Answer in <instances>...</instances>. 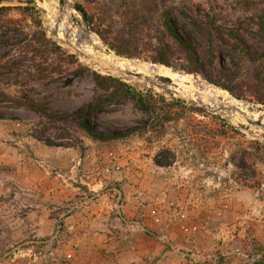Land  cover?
<instances>
[{"label": "rangeland", "instance_id": "374dc122", "mask_svg": "<svg viewBox=\"0 0 264 264\" xmlns=\"http://www.w3.org/2000/svg\"><path fill=\"white\" fill-rule=\"evenodd\" d=\"M70 1L112 44L122 29L137 40L130 49L135 55L125 57L89 27L96 54L157 64L150 58L162 40L169 65H161L189 75L202 89L225 90L251 113L264 112V85L254 79L256 66L264 70L256 26L264 0ZM56 4L0 3L9 6L0 14V264H227L221 254L264 262V128L227 108L210 109L98 67L66 45L67 34L60 37L64 42L54 37L52 26L63 19L57 22ZM29 5L34 9L22 8ZM153 5L158 11L135 16L134 8ZM69 10L63 20L81 34L76 41L82 38V45L87 32ZM189 14L203 22L214 18L219 30L212 42ZM162 16L195 41L201 72H186L192 62L165 32ZM42 33L62 50L46 45ZM245 45L258 56L247 54ZM96 73L163 97L156 98V113L145 114L116 81L98 86ZM25 100L61 114L90 102L84 117L95 129L139 128L100 141L74 122L41 116ZM167 112L175 118L164 121Z\"/></svg>", "mask_w": 264, "mask_h": 264}, {"label": "trees", "instance_id": "16d2710c", "mask_svg": "<svg viewBox=\"0 0 264 264\" xmlns=\"http://www.w3.org/2000/svg\"><path fill=\"white\" fill-rule=\"evenodd\" d=\"M1 3V0H0ZM81 6L80 4H78ZM146 6V5H145ZM9 6H0V14L4 12ZM23 9H34L33 6H24L22 7ZM135 10V16L137 17V13H140L144 10L145 15H150L149 13L158 11L157 5L150 6L149 8H146L144 6H141L140 8H134ZM89 19V27L92 31L97 33L100 38L106 41V43L109 45V47L116 52L119 55L125 56V57H133L135 54L130 50L132 47L136 46V41L135 39L131 38L129 33L122 29L121 33L122 35L117 36V42L116 44H112L111 42L107 41L106 38L103 36L101 33V30L98 28L94 27L90 23V16H88ZM144 19L147 18L146 16H141ZM150 17V16H149ZM163 21H162V26L165 29V32L168 34L170 39L179 47L185 50L186 52V58L192 62L193 67L192 68H187L185 69L186 72H201V65L198 62L197 58L195 57L194 54V43L195 41L189 37L187 34H180L177 29L175 28L173 22L166 16H162ZM189 17L192 20L193 26L198 29V31L203 32L204 34L207 35V38L210 40V42L213 41V35L218 32V27L216 23L214 22V18L211 16L208 21L203 22L201 19L198 17L189 14ZM129 26H131V23H127ZM256 26H257V32L259 33L260 37L264 41V13L258 15L257 21H256ZM43 34V33H42ZM234 38L235 36L232 35ZM43 41L45 42L46 45H48L51 49L55 51H61L62 48L60 45H58L55 41H53L50 38H47L45 34H43ZM161 41L157 42L156 45H154L153 50L154 54L151 56V61L164 64V65H169L168 62V57L166 55V45L164 43H161ZM245 48L247 50V54L251 56H258L253 53H249V48L245 45ZM234 51V47L232 48L231 52ZM73 56V54H71ZM77 61V58H74ZM258 66L255 67V75L254 79L259 82L260 84L264 85V76L261 74L264 73V70L260 72ZM96 79V83L100 87H108V83L110 81H116L119 86L124 90V93L130 95L136 102L137 106L143 110V112L147 115H152L156 113V101L157 97L163 99V97L155 95L152 93L151 90H146L145 92L137 91L134 89H131L130 85L127 84L126 82L119 81L111 76L108 75H103L96 73L94 75ZM167 79V78H166ZM213 84L216 86H220L224 89L229 90L230 92H233L232 89L227 86L226 84H223L219 81L216 80H211ZM112 100V99H111ZM25 105H27L30 109L36 111L38 114H40L43 117H46L47 119L53 121V122H63V123H69V122H74L78 127H80L84 132H86L92 139L100 140V141H108V140H113V139H119L126 137L133 132H135L139 126H131L126 129H118V130H97L95 129L90 123L87 122L86 118L84 117L85 115L88 114L87 108L90 106V102L86 103L77 109H74L70 113L67 114H61L58 112H53L50 111L47 107L43 106L42 104L38 103L37 101L34 100H25L23 101ZM174 103H179V104H185V101L180 98H176L174 100ZM259 103H262L264 105V99H259ZM0 117L2 115L0 114ZM175 118V116H172L169 112L166 114H162V119L164 121H171ZM47 144H54V142H51L50 140H45ZM166 163V162H164ZM257 264V263H256Z\"/></svg>", "mask_w": 264, "mask_h": 264}, {"label": "bare ground", "instance_id": "6f19581e", "mask_svg": "<svg viewBox=\"0 0 264 264\" xmlns=\"http://www.w3.org/2000/svg\"><path fill=\"white\" fill-rule=\"evenodd\" d=\"M41 4V3H40ZM39 4V6H40ZM42 5V4H41ZM44 9V8H43ZM68 12H72V9ZM70 15V14H69ZM64 19V17H63ZM61 20L57 24V28L52 26V31L56 30V35L59 37H63V34H67L69 43L66 44L68 47L72 48L75 46L76 36L80 37L81 34L79 32L74 31L71 29L70 22L68 20ZM70 19V18H69ZM85 41L82 42V45L79 48L86 50L87 52L93 54L96 58L93 62L103 68H107L113 72L124 74L130 77H135L126 73L120 72V70L129 71V72H136L143 76H149L152 78V84L156 85L162 90L170 91L176 90L179 94H184L187 98H191L193 100H199L202 102L206 107L210 109H225L233 111V114H237V110L233 108H238L244 112H246L250 117L256 119L258 116L261 118V122L264 123V112L257 114L251 113L247 107L240 102L225 90L220 89H210L205 90L197 86L196 82L193 83L190 79L189 75L181 74L176 71H172L170 68L161 65V64H153L151 62H145L139 59H127L123 57H119L114 53H95L93 51L94 46L97 44L95 39L92 37L91 33L88 32L83 35ZM156 76H166L171 79V82L168 84H164L159 80L155 79ZM137 78V77H136ZM140 77L139 79H141ZM138 79V78H137ZM187 88V89H186ZM188 88H190L188 90ZM192 89V90H191ZM198 93V95H197ZM198 101V102H199ZM264 110V109H263Z\"/></svg>", "mask_w": 264, "mask_h": 264}, {"label": "water", "instance_id": "95a60500", "mask_svg": "<svg viewBox=\"0 0 264 264\" xmlns=\"http://www.w3.org/2000/svg\"><path fill=\"white\" fill-rule=\"evenodd\" d=\"M68 9H72V10L77 12V14L81 18V24L79 26L84 31L83 33L88 32L89 31V23H88V18H87V14H86L85 10L81 6H79L77 3L72 2L70 0H57V4H56L57 22H59L63 18V16H67V10ZM53 35H54L55 38H57L61 42H64V40L62 38H60L59 36L56 35V31H54ZM81 40H82V38H79L76 41L75 46L73 47V49L79 55H81V56H83V57H85V58H87V59H89L91 61H94V60L98 59L93 54L87 52L84 49L79 48V46L81 45ZM66 43L70 44L69 41H66ZM120 72L135 76L137 78L142 77L141 79L143 81L152 84V78L149 77V76H143V75H141L139 73H136V72H129V71H124V70H120ZM172 92L175 93V94H179L176 90H172ZM190 100L192 102H195V100H193V99H190ZM196 103H198V102H196ZM233 109L237 110V112L239 114H241L250 125H256L258 127L264 128V123L261 122V118L260 117L256 118V119H253L246 112H244V111H242V110H240L238 108H233Z\"/></svg>", "mask_w": 264, "mask_h": 264}, {"label": "crops", "instance_id": "0c3cea01", "mask_svg": "<svg viewBox=\"0 0 264 264\" xmlns=\"http://www.w3.org/2000/svg\"><path fill=\"white\" fill-rule=\"evenodd\" d=\"M191 240V238H190ZM192 241V240H191ZM227 254H221L220 256H224V260H226L225 263L227 264H251L249 261L245 260V261H241V259H239L237 256H230V255H227ZM159 264H165L166 261H159L158 262ZM258 264H264V262L262 263H258Z\"/></svg>", "mask_w": 264, "mask_h": 264}]
</instances>
